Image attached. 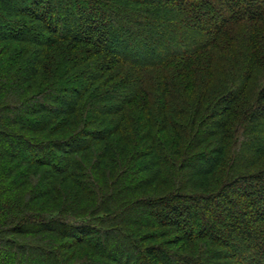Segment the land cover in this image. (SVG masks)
<instances>
[{
	"label": "trees",
	"instance_id": "1",
	"mask_svg": "<svg viewBox=\"0 0 264 264\" xmlns=\"http://www.w3.org/2000/svg\"><path fill=\"white\" fill-rule=\"evenodd\" d=\"M0 264H264V0H0Z\"/></svg>",
	"mask_w": 264,
	"mask_h": 264
},
{
	"label": "rangeland",
	"instance_id": "2",
	"mask_svg": "<svg viewBox=\"0 0 264 264\" xmlns=\"http://www.w3.org/2000/svg\"><path fill=\"white\" fill-rule=\"evenodd\" d=\"M57 86H58V85H57ZM57 86H56V84L54 85L55 88H56ZM51 87H53V86H51ZM58 89H59V87L56 88V91H57V94L60 95V93H58V92H59V91L61 92V90H60V89L58 90ZM7 131H8V130H7ZM8 132H9V131H8ZM131 177H133V176L131 175ZM132 182H133V181H132ZM128 183H129V182H128Z\"/></svg>",
	"mask_w": 264,
	"mask_h": 264
}]
</instances>
